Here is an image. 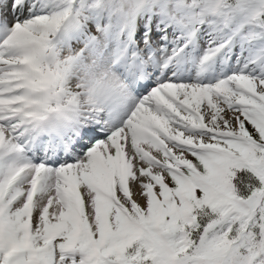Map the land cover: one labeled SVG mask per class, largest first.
I'll return each instance as SVG.
<instances>
[{
    "label": "snow or ice",
    "instance_id": "6c2138e0",
    "mask_svg": "<svg viewBox=\"0 0 264 264\" xmlns=\"http://www.w3.org/2000/svg\"><path fill=\"white\" fill-rule=\"evenodd\" d=\"M0 264H264V0H0Z\"/></svg>",
    "mask_w": 264,
    "mask_h": 264
}]
</instances>
